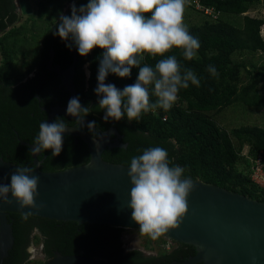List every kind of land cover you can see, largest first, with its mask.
Returning <instances> with one entry per match:
<instances>
[{
	"label": "trees",
	"instance_id": "1",
	"mask_svg": "<svg viewBox=\"0 0 264 264\" xmlns=\"http://www.w3.org/2000/svg\"><path fill=\"white\" fill-rule=\"evenodd\" d=\"M70 1L77 8L87 3V0H35L36 10L30 18L44 25L43 41L38 51L39 66L33 77L15 87L9 85L19 78L10 79L18 54L25 57L29 53V46H24L28 28L15 26L0 39L3 56L0 65V157L20 166H34L31 147L21 141L36 143L40 123L47 121L53 107L65 105L69 98L65 87L62 84L58 87L60 75L47 64L51 50L54 65L66 69L72 63V50L66 47L67 41L54 35L59 15H71V5L63 10ZM260 1L206 0L220 10L221 15L217 20L205 18L198 25L187 26L189 33L200 41V48L192 60L185 59L183 49L176 47L163 56L153 57L145 53L141 66L154 67L158 60L175 56L181 65V73L191 70L200 83L197 86L189 82L188 88L179 90L178 99L170 109L157 108L142 113L139 121H129L126 116L119 121L102 119L104 110L98 105L100 97L94 89L103 49L94 48L83 57L76 50L73 84L81 104L91 108L86 118L96 122L98 131L114 127L121 135L120 142L125 144L124 147H105L101 157L109 162L130 165L131 158L141 155L145 149L162 147L168 151L170 166L178 165L184 169L183 177L216 184L264 202V188L250 180V157L258 150L264 151V128L240 125L226 130L214 118V113L237 102L247 107H264V62L256 64L245 57L264 52V38L260 32L264 19L243 14ZM8 3L12 11V0H0L2 28L5 27V14L13 18L8 13ZM224 15L241 16V23L234 24L224 19ZM86 63L90 73L87 78L84 71ZM34 64L35 61L29 63L27 70H31ZM209 66L215 67L216 75L209 72ZM138 71L133 67L130 77L126 78L109 74L105 82L122 90L136 82ZM149 92L150 102L154 103L156 97L152 94V86H149ZM56 118L63 119L67 126L74 123L73 117L60 113L54 115L50 123ZM86 130L89 132L88 128ZM90 134L97 136L96 133ZM113 137L114 134L111 135ZM244 146H247L246 153L242 152ZM89 158L86 143L79 136L70 134H64V145L59 155L53 156L51 149L37 154L39 168L43 171L85 164ZM24 214L7 212L13 243L0 264H22L25 258L23 247L29 243V232L35 226L43 237L42 251L46 258L37 264L54 257L55 251L94 257L103 264H183V260L196 252L191 244L167 239L165 241L174 242L175 247L156 254L138 248L126 249L123 241L126 228L55 220L28 213V218L23 219ZM36 237L39 238L38 235Z\"/></svg>",
	"mask_w": 264,
	"mask_h": 264
},
{
	"label": "clouds",
	"instance_id": "2",
	"mask_svg": "<svg viewBox=\"0 0 264 264\" xmlns=\"http://www.w3.org/2000/svg\"><path fill=\"white\" fill-rule=\"evenodd\" d=\"M184 11L185 0H87L79 8L73 2L71 15H59L54 35L67 41L66 47L75 46L82 57L94 48L103 49L94 91L100 97L98 105L104 110V121H119L125 116L129 121H139L142 113L170 109L178 99L179 90L188 88L189 82L199 86L200 81L191 70L181 73L175 56L158 60L154 67L141 66L145 53L163 56L173 47L183 49L187 60L197 55L200 41L184 24ZM133 67L139 69L136 82L122 90L105 82L109 74L130 77ZM208 70L212 75L217 74L213 66ZM149 86L156 97L154 103L150 102ZM90 112V106L82 105L79 96L68 101L66 114L75 118L80 128L85 126V117ZM86 126L90 133H96L95 121ZM67 128L63 119L41 122L32 151L51 149L53 156L59 155ZM32 171L29 167L17 168L10 176V183H0V202L10 204L14 199L21 207H38L39 177L29 175ZM183 173L182 167L170 166L168 151L162 147H150L131 158L127 206L132 209L131 218L139 225V231L151 239L177 229L187 214V197L194 184ZM22 218L27 219L28 214Z\"/></svg>",
	"mask_w": 264,
	"mask_h": 264
},
{
	"label": "water",
	"instance_id": "3",
	"mask_svg": "<svg viewBox=\"0 0 264 264\" xmlns=\"http://www.w3.org/2000/svg\"><path fill=\"white\" fill-rule=\"evenodd\" d=\"M72 3L68 2L63 10ZM17 5L22 14L33 12L30 0H17ZM71 50L72 63L66 69L52 64V50L48 61L49 67L60 75L61 84L69 92L68 101L76 96L73 84L76 47L73 46ZM84 71L85 74L89 73L88 63ZM68 101L65 105L53 107L46 122L50 123V119L58 113L67 115ZM88 122L85 118V126ZM67 127L65 134L79 136L86 143L89 161L62 170L43 171L39 168L38 153L32 151L34 166L29 175L39 177V195L36 197L38 207H21L14 199L10 204L0 202V263L13 243L11 223L7 220L8 211L78 223L139 228L131 218L132 209L127 206L131 188L127 175L130 165L109 162L101 157L105 147L125 146L119 140L121 135L114 127L105 131L94 130L96 137L76 124ZM21 142L33 148V144ZM17 168L25 166L0 157V183H10V176ZM190 180L194 188L187 197V214L177 229H170L162 235L167 240L195 247V254L183 260V264H264V202L216 184L199 179ZM9 199H12L10 193ZM43 264L103 263L94 257L65 255L55 251L54 257Z\"/></svg>",
	"mask_w": 264,
	"mask_h": 264
},
{
	"label": "rangeland",
	"instance_id": "4",
	"mask_svg": "<svg viewBox=\"0 0 264 264\" xmlns=\"http://www.w3.org/2000/svg\"><path fill=\"white\" fill-rule=\"evenodd\" d=\"M258 9V10H255ZM249 15H260L264 17V0L263 4L258 5L256 8H252L247 12ZM29 15L28 17H30ZM224 19L234 23L240 24L241 23V16L235 15H224ZM205 19V16L200 14L199 12L193 10L190 7L185 6L184 11V24L187 26L191 25H198ZM36 27H39V31H41V23L37 22ZM26 35V39L24 41V46L31 45V41L28 38V34L30 33L29 29ZM264 35V30H263ZM35 36H32L34 39ZM23 46V45H21ZM245 56V55H244ZM245 57L250 58L251 62L256 64H260L264 62V52H258L251 56L246 55ZM24 73L21 72L19 74V78L22 77ZM214 118L218 122V124L226 130H229L233 127H238L240 125H258L264 128V107H247L241 103H233L228 107L221 109L219 112L214 113ZM235 144L237 141L233 138ZM243 153L247 152V146L243 147ZM166 238L160 236L158 239H151L148 235H145L139 231V228H126L123 232V241L125 246L130 248H138L146 253L156 254L157 252L165 249V241ZM33 249V248H32ZM39 246L38 244L32 250L33 256H38ZM39 257V256H38ZM29 264H37L34 261L30 262Z\"/></svg>",
	"mask_w": 264,
	"mask_h": 264
},
{
	"label": "flooded vegetation",
	"instance_id": "5",
	"mask_svg": "<svg viewBox=\"0 0 264 264\" xmlns=\"http://www.w3.org/2000/svg\"><path fill=\"white\" fill-rule=\"evenodd\" d=\"M30 2L32 3V6H33V12L31 14H22L19 11L17 0H12V3H13L12 11L10 9L11 5L8 3L6 7L7 8L9 7L10 12L8 13H11L13 15V18L11 19L9 14H5L4 15L5 16L4 17L5 27L4 28L0 27V39L9 29L15 26L19 27L22 25L23 28L26 27L30 31V33L28 34V38L31 41V45H29V53L25 57H22L21 54H18V57L17 59H15V62H14V74L11 75L10 80L12 81L15 77L19 78L18 76L21 72H23L24 74L15 83L9 85L10 87H15L17 84L25 82L27 79L33 77L35 73L37 72L38 66H39L38 51L40 50V46L42 45V41H43L42 39H43V33H44V25L41 26V31H39L38 30L39 27H36L37 21H33L30 17H28L29 15H32L36 10L35 0H30ZM1 11H5V10L2 9ZM3 13L4 12H2L1 14ZM32 36H35L34 39H32ZM2 60H3V56H2V53L0 52V65H1ZM34 61H35V64L33 68L31 70H27L29 63L34 62ZM61 86H62L61 83H59L58 87H61ZM88 121L91 122L90 120ZM74 124H75V121L74 123L70 122L68 126H72ZM86 128L87 126L83 127L84 130H86ZM95 130H98V129L96 128ZM40 234L41 233L39 232V229L36 226L33 227L32 230L29 232V235H28L29 243L23 247V253L25 255V258L22 264H29L32 261H34L35 263H38V261H44L46 259L42 251L43 237ZM36 235H38L39 238H37ZM168 242L170 243V246L168 249H172L173 247H175L174 242L172 241H168ZM37 244L39 246V252H38L39 257L33 256L32 254V250L35 248ZM125 248L128 249L126 246Z\"/></svg>",
	"mask_w": 264,
	"mask_h": 264
},
{
	"label": "built area",
	"instance_id": "6",
	"mask_svg": "<svg viewBox=\"0 0 264 264\" xmlns=\"http://www.w3.org/2000/svg\"><path fill=\"white\" fill-rule=\"evenodd\" d=\"M263 4V0L257 3L253 8H256L258 5ZM185 6L192 8L193 10L199 12L205 18L209 20H217L221 15V11L216 9L213 4L206 3V0H185ZM258 10V9H255ZM248 11L243 14H248ZM256 17L263 18L260 15H252ZM264 22L261 24L260 32L263 35ZM250 180L255 183L257 186L264 188V151L258 150L252 157H250ZM170 243L167 241L165 244V249H168Z\"/></svg>",
	"mask_w": 264,
	"mask_h": 264
}]
</instances>
